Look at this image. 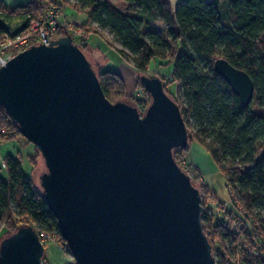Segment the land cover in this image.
<instances>
[{
	"label": "water",
	"instance_id": "1",
	"mask_svg": "<svg viewBox=\"0 0 264 264\" xmlns=\"http://www.w3.org/2000/svg\"><path fill=\"white\" fill-rule=\"evenodd\" d=\"M215 70L245 105L251 75L224 57ZM142 111L110 100L87 53L66 32L0 65V104L41 152V192L73 264H218L202 189L176 158L190 144L181 106L159 74H141ZM31 224L0 240V264H43Z\"/></svg>",
	"mask_w": 264,
	"mask_h": 264
},
{
	"label": "trees",
	"instance_id": "2",
	"mask_svg": "<svg viewBox=\"0 0 264 264\" xmlns=\"http://www.w3.org/2000/svg\"><path fill=\"white\" fill-rule=\"evenodd\" d=\"M43 1L53 0H30L12 8L4 6L10 11H0V36L7 30L3 19L13 20L11 13L20 11L24 28L40 16ZM54 1L62 6V0ZM74 1L87 11L88 22L94 23L96 32L109 29L121 45L111 39L110 44L140 75L149 73L154 58H171V82L176 84L177 95L167 90L166 81L165 90L181 106L190 142L197 140L207 149L226 176L232 201L244 214L241 217L226 210L217 218L210 208L204 207L205 231L212 242V234L219 237L224 249L216 253L218 264L231 263L225 262L224 255L228 258L235 253V243L243 234L234 224L237 220L242 227L247 221L252 224L259 239L256 243L261 244L259 250L264 252V0H178L176 3L125 0L129 3L126 11L110 0ZM0 6H3L1 0ZM85 23L74 25L86 29V38L79 42L86 52L90 29ZM64 32L60 27L59 33ZM218 57L228 59L251 75L255 92L250 104L245 105L230 83L215 70L214 61ZM97 72L107 97L112 101L124 99H115L113 95L116 83L122 82L119 74L112 68ZM144 88L149 97L145 103L148 106L151 94ZM134 103L140 108L145 106ZM19 134L18 124L0 104V141L15 139ZM189 146L176 151L178 162L179 153ZM35 149L39 151L36 146ZM5 164L8 177L0 175V222L6 226L5 233H12L24 224L49 234L59 232L57 217L41 188L25 173L22 161L6 155ZM22 218L27 223H20ZM261 253L257 262L245 264H264Z\"/></svg>",
	"mask_w": 264,
	"mask_h": 264
},
{
	"label": "rangeland",
	"instance_id": "3",
	"mask_svg": "<svg viewBox=\"0 0 264 264\" xmlns=\"http://www.w3.org/2000/svg\"><path fill=\"white\" fill-rule=\"evenodd\" d=\"M110 1L124 11L129 7V3L125 0ZM172 1L176 3L178 0ZM220 1L225 2V0ZM62 6L64 9L61 10V21L68 22L66 20L67 17L69 20L80 22V24L87 22L85 23V26L90 29V34L88 37L89 44L86 48V53L93 62L96 70L100 71L101 68H112L119 74L122 82L120 81L116 83L117 86L115 87H117V89H115L113 93L115 99L124 98L139 102V105H145L140 108L143 111L147 106L145 103L149 102V97L142 81L140 80V72L133 69V67H131L135 70L133 76H129V72H125V68H123L121 61L122 57L116 51L114 46L110 44L109 40H113L117 45L121 44L114 40V37L108 28L101 29L102 31L100 33L96 32L94 30L95 25L88 22L87 11L80 9L74 0H62ZM0 11L9 12L10 10L4 6H0ZM20 13V11L12 12L11 15L14 16L12 18L13 20L6 21L3 19L4 27L17 29L21 24L18 21L21 15ZM90 38H93V41L96 44L95 47H92ZM170 59L161 60L158 57L154 58L149 65L148 72L149 74L153 73L161 75L163 80L167 82V90L171 92V94L177 95L176 84L171 82L173 64H171ZM196 147H199L200 149H197ZM6 155H12L19 158L22 161L25 173L28 176H32L37 187H40L38 174L44 168V162L41 153L35 149V145L30 140L19 134L15 139L0 141V175L3 178L7 177V170L2 166L1 158ZM178 157L179 162L187 167L188 172L194 177L195 181L200 184L203 191L202 197L205 208H210L217 218L222 217L226 210H232L237 216H244L240 208L231 199L230 192L226 186V176L219 170L218 165L202 144H199L197 140H191L189 148L180 152ZM31 159L34 163H32ZM20 223H27V220L22 218ZM234 224H236V227H238L243 234L238 236L235 243V253L228 258L224 255V258L226 257L225 262H231L230 264H245V262L256 261L258 254L261 253L259 250V245L261 246V244L256 243L259 239L258 236H256L252 224L247 221L245 226L242 227L238 220L235 221ZM5 230L0 235V240L9 233V231L5 233ZM212 237L215 255L218 252V249L224 252L223 247H221L220 238L213 234ZM43 243L45 245L43 264L74 263L75 258L67 248L66 240L63 238L60 231L54 232L49 238L43 239ZM261 254H264V252Z\"/></svg>",
	"mask_w": 264,
	"mask_h": 264
},
{
	"label": "built area",
	"instance_id": "4",
	"mask_svg": "<svg viewBox=\"0 0 264 264\" xmlns=\"http://www.w3.org/2000/svg\"><path fill=\"white\" fill-rule=\"evenodd\" d=\"M30 16V15H29ZM61 9L56 1L42 2V11L38 18L30 21V23L22 28L23 20L18 19L20 26L17 29H9L0 36V65L7 61L10 57L16 55L20 48L29 43L35 44L48 38H57L70 33L73 40L79 44L86 38V29L82 26H76L74 23L61 21ZM60 27L65 32L60 34ZM77 39V41H76ZM6 226L0 222V235ZM41 240L49 238L51 234L41 230L38 231Z\"/></svg>",
	"mask_w": 264,
	"mask_h": 264
},
{
	"label": "crops",
	"instance_id": "5",
	"mask_svg": "<svg viewBox=\"0 0 264 264\" xmlns=\"http://www.w3.org/2000/svg\"><path fill=\"white\" fill-rule=\"evenodd\" d=\"M2 1V3H3V6H6V7H9V8H12V7H14V6H17V5H22V4H26V3H28L30 0H1ZM61 10H63L64 9V7L62 6L61 8H60ZM63 12V11H62ZM66 17V16H65ZM66 20L68 21V22H71V23H76V24H80V22H77V21H72V20H69L67 17H66ZM94 24V23H93ZM90 42H91V45H92V47H95L96 46V44L94 43V41H93V38H90ZM94 45V46H93ZM97 48V47H96ZM121 56V55H120ZM122 57V56H121ZM121 61H122V65H123V68H125V72L127 71V72H129V76L131 75V76H133L134 75V73H135V70H136V68L132 65V63L131 62H129V61H126L124 58H121ZM131 67H133V69H135V70H133ZM200 144V143H199ZM197 149H200L199 147H196ZM1 160H2V166H4L5 168H6V170H7V167H6V164H5V157H2L1 158ZM7 177H8V171H7ZM6 177V178H7ZM5 178V179H6ZM6 229V228H5Z\"/></svg>",
	"mask_w": 264,
	"mask_h": 264
}]
</instances>
